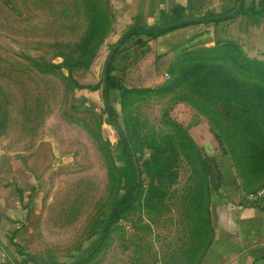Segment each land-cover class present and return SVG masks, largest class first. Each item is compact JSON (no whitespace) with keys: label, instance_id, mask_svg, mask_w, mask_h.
<instances>
[{"label":"rangeland","instance_id":"rangeland-1","mask_svg":"<svg viewBox=\"0 0 264 264\" xmlns=\"http://www.w3.org/2000/svg\"><path fill=\"white\" fill-rule=\"evenodd\" d=\"M110 15L109 0H0V152L54 147L26 250L36 264H196L211 232L212 135L245 185H264V43L187 46L168 78L107 92V111L102 97L94 103L82 91L97 55L103 85L116 44ZM213 67L249 96L204 89Z\"/></svg>","mask_w":264,"mask_h":264},{"label":"crops","instance_id":"crops-1","mask_svg":"<svg viewBox=\"0 0 264 264\" xmlns=\"http://www.w3.org/2000/svg\"><path fill=\"white\" fill-rule=\"evenodd\" d=\"M237 4L238 0H109L111 36L116 39L115 43L134 29L122 40L119 51L111 59L112 75L124 86L145 85L157 77L163 78L164 72L169 74L173 58L187 46L264 43L263 18L256 19L246 11L216 22L179 26L156 38L136 33L140 28L168 22L176 8L182 19H188L226 14ZM243 6L264 11V0H243ZM100 68L101 56L97 55L84 81L93 89L82 91L87 100L94 103L100 97L103 99ZM115 93L111 89L109 98ZM211 138L217 144L212 149L215 170L208 176L207 210L211 232L196 264H264V198L254 201L245 198L262 185H245L233 161L219 153L216 138L213 135ZM210 143L208 139L204 144ZM53 155L54 147L48 141L40 142L28 153L0 152V264H36V259L26 250L28 217L38 179L43 178Z\"/></svg>","mask_w":264,"mask_h":264},{"label":"trees","instance_id":"trees-1","mask_svg":"<svg viewBox=\"0 0 264 264\" xmlns=\"http://www.w3.org/2000/svg\"><path fill=\"white\" fill-rule=\"evenodd\" d=\"M239 1L242 2V6H241V9L239 10V12L236 13L235 15L240 14V13H244L246 11V12H250L251 14H254L255 15L254 17L256 19L259 17H262L264 20V11L263 10L254 11L253 8L245 9L243 6V0H238V2ZM173 15H174L173 18H171L168 22H166L164 24L150 25L147 27H143V28L138 29L136 33L141 34L146 38H156V37L168 32L172 29H175L176 27H179V26H168V25L182 20V17H180V10L177 8L174 9ZM211 16H214V15H211ZM110 19H111V15H110ZM184 25H186V24H184ZM180 26H183V25H180ZM119 49L117 50V52L119 51ZM211 71H212L211 73H206V75L202 78V82H201L202 85L201 86L204 89L213 87L212 90H223V91H225V93L229 94L230 96H236V97L240 96V97H242V99L249 96L250 91L248 90V88L246 89L244 85L236 82L234 79L229 77L228 74L226 72H224L222 68L213 67V69ZM119 83H120V79L117 78L116 76L112 75L111 66H110L108 69V75H107V92L109 93V91L111 89L117 87ZM80 86H83V85H80ZM90 89H93V88L90 87ZM110 110L113 111L111 108V105H110ZM106 114H107V117H109L110 114L107 112H106ZM119 140L127 152V150H129V149L127 147L126 137L120 136ZM127 156H128L129 164L131 165V172L133 175L135 173L134 168H132L133 164L131 163L133 161V159L131 160L129 158L128 153H127ZM130 156H131V153H130ZM213 162L215 164L214 158H213ZM135 185H136L135 182H133L130 185L128 192L126 193V196L123 198V200L120 202V204L115 209L112 210V217L115 215L117 209L120 207V205H122V203L125 201L127 196L131 193L130 191L133 188H135ZM112 217H111V219H112Z\"/></svg>","mask_w":264,"mask_h":264},{"label":"water","instance_id":"water-1","mask_svg":"<svg viewBox=\"0 0 264 264\" xmlns=\"http://www.w3.org/2000/svg\"><path fill=\"white\" fill-rule=\"evenodd\" d=\"M241 6H242V2L239 1L237 4V7L232 12H229L226 14H221V15L200 17V18L182 19L180 21L169 24L168 26H180V25H184V24L201 23V22H206V21H217V20L227 19V18H230L235 13L239 12V10L241 9ZM133 31H134V29L129 30L126 33H124L122 38L110 49V51L108 52V54L106 56V60H105L104 68H103L102 83H103V101H104V104L106 106L107 111H110L108 101H107V75H108V69L110 67L111 59H112L113 55L116 53V51L119 49L122 40L126 36L130 35ZM117 127H118V132H119L120 136H124L120 127L118 125H117ZM127 153L129 155V158L132 160V157L130 156L129 150H127ZM131 163L133 164V161ZM125 196H126V193H124L117 200V202L114 204L112 210L115 209L120 204V202L123 200V198ZM112 210H111L110 214L108 215L106 221L104 222V224L101 228V232H100L98 239L92 245H95L97 243V241L99 240V238L101 237V235L104 233V231H105V229H106V227H107V225H108V223L112 217Z\"/></svg>","mask_w":264,"mask_h":264},{"label":"built area","instance_id":"built-area-1","mask_svg":"<svg viewBox=\"0 0 264 264\" xmlns=\"http://www.w3.org/2000/svg\"><path fill=\"white\" fill-rule=\"evenodd\" d=\"M163 76L168 78L169 74L167 72H164ZM246 200L248 201H254L260 198H264V185L260 188H258L255 191L249 192L245 195Z\"/></svg>","mask_w":264,"mask_h":264}]
</instances>
